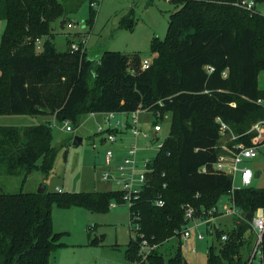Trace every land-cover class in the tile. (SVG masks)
Instances as JSON below:
<instances>
[{"label":"trees","instance_id":"1","mask_svg":"<svg viewBox=\"0 0 264 264\" xmlns=\"http://www.w3.org/2000/svg\"><path fill=\"white\" fill-rule=\"evenodd\" d=\"M69 1L0 0V23H5L0 33V116L55 115L75 129L91 113L168 115L169 134L149 164L147 184L129 207L136 236L128 243L126 259L184 264L181 232L188 224L187 207L194 208L196 218H209L208 212L231 195V177L215 172L213 164L224 145L251 146L255 135L250 130L264 120V105L257 103L264 101L259 86L264 16L237 6L239 0H169L180 8L170 17L165 39L152 41L155 57L143 69L137 53L105 51L94 58L71 46L58 51L52 24L66 15ZM81 1L89 4L87 23L92 26L95 0ZM218 119L236 140L230 141L229 132L221 135ZM52 143L51 124L1 127L0 175L26 179L40 171L48 176L57 158ZM124 197L117 189L0 193V264H50L53 253L66 246L64 234L53 227L54 205L106 213L113 202L126 204ZM160 198L162 207L155 204ZM232 201L246 218H234L229 229H207L217 240L208 248L207 264H249L251 259L256 234L247 215L264 209V188L236 190ZM174 238L177 249L165 257L159 248ZM143 240L156 246L146 257L140 253ZM261 251L264 264V234ZM255 262L259 260L253 258Z\"/></svg>","mask_w":264,"mask_h":264},{"label":"rangeland","instance_id":"2","mask_svg":"<svg viewBox=\"0 0 264 264\" xmlns=\"http://www.w3.org/2000/svg\"><path fill=\"white\" fill-rule=\"evenodd\" d=\"M67 5L66 15L52 24V38L58 51L63 52L73 44H81L94 58L105 51H114L124 55L137 53L142 61L154 59L155 55L151 53L152 41L154 38L165 39L170 17L180 8L169 0H100L99 7H93L97 13L90 26L87 23L88 2L72 0ZM41 44L42 42L40 46ZM259 86L264 88V72L260 73ZM139 117L141 129L152 130L155 113L141 111ZM43 123L52 126V144L57 150L53 171L48 176L34 171L26 179L24 176L0 175V193H31L38 192L42 187H46L49 192H57L60 188L63 192L85 193L117 189L113 182L102 179V174L108 170L105 167L106 150L110 147L120 153V142L101 145L102 136L96 133L98 125L105 127L102 114H96L95 117L84 115L80 126L72 132H67L64 123L51 115L0 116V128ZM161 126L162 132L158 136L164 141L169 134L170 120H162ZM74 137L82 138V144L74 146ZM155 154L152 151L145 153L149 157H155ZM248 165L255 172H261L253 186L264 188V146L260 148L258 158ZM228 202V197L222 198L218 209L222 211ZM52 220L54 230L64 234L62 241L66 246L53 253L50 264H133L126 259L128 243L131 237L136 236V232L130 227L128 204L110 208L106 213H92L80 207L60 208L54 205ZM192 225L190 222L189 226ZM212 226L229 229L234 226V220L224 215L217 218ZM199 233H204V240L197 238ZM178 243V238H174L160 247L159 251L169 257L171 251L174 253L177 249ZM213 243L217 244V240L208 233L206 226L194 228L191 237L185 241L189 248L182 244L184 260L188 264H207L208 248Z\"/></svg>","mask_w":264,"mask_h":264},{"label":"built area","instance_id":"3","mask_svg":"<svg viewBox=\"0 0 264 264\" xmlns=\"http://www.w3.org/2000/svg\"><path fill=\"white\" fill-rule=\"evenodd\" d=\"M91 5L94 8H98L100 0H95ZM236 5L248 12L258 13L264 16V0H239ZM40 43L41 42L38 41V45H40ZM71 49L74 51H85L84 46L81 44H73ZM151 63L152 61L150 60H144L142 68H149ZM257 103L264 105V101L262 100H259ZM140 112L141 111H137L130 114L114 112L101 113L104 117L105 127L98 125L96 133L102 136L100 140L101 145H113L120 142L119 154L110 147L105 152V167L108 170L102 174V179L113 182L117 186V190L124 192V199L128 207L132 206V200L139 197L147 184L148 175L150 173L149 164L156 157L164 142L161 141L158 136V134L162 132L161 121L168 118V115L162 118L161 114L156 113L152 130L144 131L141 129ZM95 115L96 113L90 114L91 117ZM121 117L125 119L122 120L120 119ZM217 121L221 124L220 131L222 136H226L229 132L230 141L237 139L227 124L223 123L220 119ZM64 128L67 132L73 131L70 122H65ZM250 132L255 135L252 139L251 146H245L241 143L231 148L224 145V152L219 155L217 161L213 164L215 172L226 174L232 179V191L231 195L228 197L229 202L223 206V210L220 211L218 208H214L208 212L209 218H196L194 208L190 206L187 207L185 220L188 224L181 232L184 247L189 248L187 244H185V241L191 237V231L194 228L206 226L211 232L213 231L214 228L212 223L217 219L214 215L215 213L221 216L228 215L233 219L246 218L242 211L232 201V197L236 190L253 186L256 172L248 163L258 158L259 150L264 146V120L256 123ZM148 151L156 152L155 157L145 155ZM202 171L205 172V169ZM57 192L61 193L62 190L58 189ZM155 204L162 207L165 202L160 198L156 200ZM117 206L118 205L113 202L110 208H116ZM203 215H206V213L203 212ZM190 222L193 223L192 226H189ZM251 225L256 234V243L249 264H252L253 258H257L259 260L258 264H261V244L264 234V209H258L256 211L252 217ZM197 238L199 240H204V233H199ZM223 239H226V236H224ZM155 248V245L152 246L147 240H143L140 253L143 257H146Z\"/></svg>","mask_w":264,"mask_h":264},{"label":"water","instance_id":"4","mask_svg":"<svg viewBox=\"0 0 264 264\" xmlns=\"http://www.w3.org/2000/svg\"><path fill=\"white\" fill-rule=\"evenodd\" d=\"M82 138H80V137H74V139H73V145L74 146H79V145H81L82 144ZM260 175H261V172L260 171H257L256 173H255V179H258L259 177H260ZM46 191V187H42L40 190H38V193L39 194H42V193H44ZM252 217H253V215L252 214H248L247 215V220L248 221H251L252 220ZM184 264H188L186 261H184Z\"/></svg>","mask_w":264,"mask_h":264},{"label":"crops","instance_id":"5","mask_svg":"<svg viewBox=\"0 0 264 264\" xmlns=\"http://www.w3.org/2000/svg\"><path fill=\"white\" fill-rule=\"evenodd\" d=\"M4 28H5V23L4 22H1L0 23V33H2L3 32V30H4ZM43 40H40V42H42ZM39 48H40V45H39ZM52 117H56L55 115H51ZM95 117V116H94ZM43 124H45V123H43ZM83 142V141H82ZM261 176V175H260ZM58 189H60V188H58ZM57 189V190H58ZM61 190V189H60Z\"/></svg>","mask_w":264,"mask_h":264}]
</instances>
